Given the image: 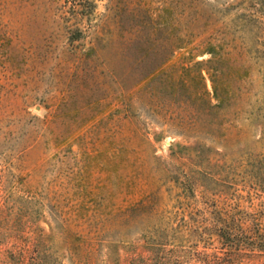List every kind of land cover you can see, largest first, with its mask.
Returning <instances> with one entry per match:
<instances>
[{
    "label": "rangeland",
    "instance_id": "1",
    "mask_svg": "<svg viewBox=\"0 0 264 264\" xmlns=\"http://www.w3.org/2000/svg\"><path fill=\"white\" fill-rule=\"evenodd\" d=\"M263 238L264 0H0V264H264Z\"/></svg>",
    "mask_w": 264,
    "mask_h": 264
},
{
    "label": "trees",
    "instance_id": "2",
    "mask_svg": "<svg viewBox=\"0 0 264 264\" xmlns=\"http://www.w3.org/2000/svg\"><path fill=\"white\" fill-rule=\"evenodd\" d=\"M184 44V39L182 37H180V41L179 44L177 45V47H182V45ZM218 73L216 72L215 74H213V83H214V96L218 99L223 98V96H225L226 94V90L222 89L221 86V81H219V76L217 75ZM263 244H264V238L262 240Z\"/></svg>",
    "mask_w": 264,
    "mask_h": 264
}]
</instances>
